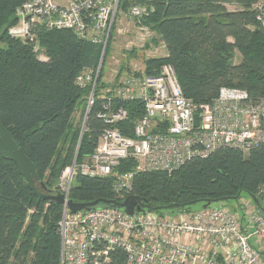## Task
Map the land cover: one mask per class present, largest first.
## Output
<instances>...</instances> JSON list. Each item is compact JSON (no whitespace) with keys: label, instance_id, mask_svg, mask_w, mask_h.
Returning <instances> with one entry per match:
<instances>
[{"label":"trees","instance_id":"trees-1","mask_svg":"<svg viewBox=\"0 0 264 264\" xmlns=\"http://www.w3.org/2000/svg\"><path fill=\"white\" fill-rule=\"evenodd\" d=\"M26 1L0 0V121L35 163L46 188L55 192L62 170L73 160L90 92L76 78L82 68L98 67L102 46L72 30L38 24L34 30L45 56L41 58L32 43L8 34L17 22L16 9ZM259 1L144 0L153 8L144 24L167 49L166 56L145 59V72L157 74L162 65L171 64L184 95L198 104L213 101L222 86L245 89L253 100L264 98V27L254 9ZM133 2L121 0L120 9L128 11ZM228 4L239 8L229 9ZM103 102L98 94L88 114L80 161L95 151L106 127L98 117ZM120 104L129 117L119 127L133 136L144 105ZM136 166L129 158L117 168L135 174L132 189L124 195L114 189L111 177L78 173L71 199L86 203L136 195L153 206L193 200L204 206V201L231 199L239 193L258 199L264 185V144L249 153L220 147L172 173L137 171ZM192 206L157 212L193 210ZM62 210L61 204L38 196L18 165L0 153V264H60Z\"/></svg>","mask_w":264,"mask_h":264},{"label":"built area","instance_id":"built-area-1","mask_svg":"<svg viewBox=\"0 0 264 264\" xmlns=\"http://www.w3.org/2000/svg\"><path fill=\"white\" fill-rule=\"evenodd\" d=\"M120 1L27 0L16 9L17 22L8 28L11 37L32 43L40 57L34 30L38 24L72 30L102 46L98 67H84L76 78L90 92L73 160L62 170L54 192L65 200L59 221L60 264H264V185L258 203L238 199L236 208L211 204L197 210L134 214L104 204L70 209L78 173L111 177L114 189L124 195L132 189L135 174L117 168L129 158L137 161V171L172 173L220 147L249 153L264 144V98L253 100L245 89L222 86L213 101L198 104L184 95L171 64L147 74L138 51L154 48L157 35L144 24L152 6L134 0L122 11ZM254 9L264 27V0ZM119 41L124 44L118 55ZM166 55L167 49L160 56ZM98 94L104 99L98 117L106 127L95 151L80 161L86 121ZM126 101L144 105L133 136L119 127L129 117L120 104Z\"/></svg>","mask_w":264,"mask_h":264},{"label":"water","instance_id":"water-1","mask_svg":"<svg viewBox=\"0 0 264 264\" xmlns=\"http://www.w3.org/2000/svg\"><path fill=\"white\" fill-rule=\"evenodd\" d=\"M195 125H198V114H195ZM0 153H2L5 157L13 160L19 167L22 174L28 181L31 189L40 197L45 199L46 201H55L58 204L64 203V196L60 193H54L49 191L46 188V184L41 180V177L37 171L35 163L30 159V157L25 153L24 149L20 146V144L14 139L11 132L4 126V124L0 121ZM40 184V186L37 185ZM253 200L258 203V199L256 196L250 195ZM241 197V193L237 196L232 197L231 199H223V200H207L204 201L205 204L203 207H208L214 202H223L229 200H238ZM198 202H203L201 200H193L188 203L179 204L172 203L164 206H153L149 204L145 199L140 196L130 195L124 201H118L116 199H97L92 202L86 203H77L73 200L69 201V206L72 211H80V210H90L92 207L97 205H107L111 207L124 208L126 212L129 214H134L135 212H141L144 210H148L151 212H155L157 210H173L175 208L191 206L197 204Z\"/></svg>","mask_w":264,"mask_h":264},{"label":"rangeland","instance_id":"rangeland-1","mask_svg":"<svg viewBox=\"0 0 264 264\" xmlns=\"http://www.w3.org/2000/svg\"><path fill=\"white\" fill-rule=\"evenodd\" d=\"M227 7H228L229 9H238V8H239L237 5H233V4H228ZM157 38H158V42L154 44V48H153L152 50L149 49V48H146V47H144V48H140V50L138 51V55H139V57H138V61H139L140 63L142 62V64H144V63H143L144 60H145L146 58H148V57L155 56V55H156V56H160V55H162V54L165 53L166 49H165L163 43L161 42L159 36H157ZM116 43H117V42H116ZM123 44H124L123 41H119L117 44H115V53H116V54H117V51H119V52H118V55L121 53V47H123ZM122 49H123V48H122ZM42 54H43V52H42L40 55H42ZM121 56H122V54L120 55V57H121ZM41 57H42L43 59H45V56H44V55H42ZM120 57H119V58H120ZM108 58H109V57H108ZM238 60H239V54H238V56H237V58H236V61H238ZM80 108H81V107H80ZM80 108H79V109H80ZM80 113H81V112H80ZM37 185L40 186L39 183H37ZM243 199H248V200H251V201H252V197L249 196V195H247V194H243L242 197H241L239 200H243ZM219 204H225V205H228V206L233 207V208H236V207L238 206V202H237V200H229V201L214 202V203H212V205H219ZM202 207H203V205H202L201 202H198L197 204H194V205L192 206V208H193L194 210L200 209V208H202Z\"/></svg>","mask_w":264,"mask_h":264}]
</instances>
